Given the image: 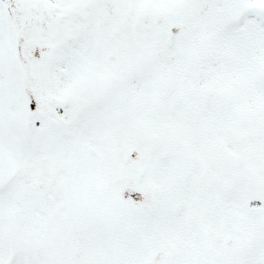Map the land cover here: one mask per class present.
<instances>
[{
    "label": "snow or ice",
    "instance_id": "1",
    "mask_svg": "<svg viewBox=\"0 0 264 264\" xmlns=\"http://www.w3.org/2000/svg\"><path fill=\"white\" fill-rule=\"evenodd\" d=\"M0 264H264V0H0Z\"/></svg>",
    "mask_w": 264,
    "mask_h": 264
}]
</instances>
